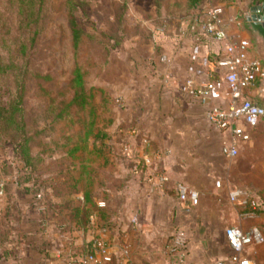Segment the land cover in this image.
Returning a JSON list of instances; mask_svg holds the SVG:
<instances>
[{"label": "crops", "instance_id": "crops-1", "mask_svg": "<svg viewBox=\"0 0 264 264\" xmlns=\"http://www.w3.org/2000/svg\"><path fill=\"white\" fill-rule=\"evenodd\" d=\"M214 5L224 10L229 34L248 39L250 56L261 63L260 75L247 90L246 98L264 106V26L259 19L264 14L260 11L264 0H215ZM189 22L180 19L167 40L160 36L159 45L168 63L164 65L156 56V68L149 74L144 72L142 83L137 78L123 92L131 101L130 107L120 112V118L116 115V123L122 118L123 123L129 122L139 130H124L128 124L121 122L113 133L122 145L119 152L112 150L114 153L109 154L119 157L114 163V176L121 180L123 197L121 211L111 214L115 227L100 225L94 214L93 225L82 229L71 220L64 205L66 199H59L67 209L60 212L50 207L44 210L42 202L28 196L15 197L17 211L9 214L3 234L0 217V264H83L84 256L92 252V241L98 237L110 246L109 260L100 258L98 264H177L166 254L165 240L178 230L200 239L197 254L191 259L188 256L184 264H215L232 252L226 228L248 231L260 225L264 232V116L254 126H247L250 140L241 142L239 155L229 159L222 155L221 146L231 140V133L211 126L204 107L189 100L178 85L171 92L162 86L165 71L178 82L188 77L206 82L224 45L211 37L197 42L189 31ZM138 94H143L142 106L148 100L153 102L151 113L146 111L145 116L132 110L133 96ZM228 96L220 87L213 100L223 103ZM158 171L170 173L171 180L152 189L147 179ZM177 180L199 191L198 205L179 198ZM233 191L240 192L237 201L230 199ZM79 199H83L81 190L76 193V201ZM252 200L261 205L256 213L248 204ZM68 221L70 230L66 229ZM250 253L257 264H264V244L251 248Z\"/></svg>", "mask_w": 264, "mask_h": 264}, {"label": "rangeland", "instance_id": "rangeland-1", "mask_svg": "<svg viewBox=\"0 0 264 264\" xmlns=\"http://www.w3.org/2000/svg\"><path fill=\"white\" fill-rule=\"evenodd\" d=\"M203 4H215V0H204ZM65 6L76 9L79 36L84 39L75 55ZM18 9L16 1L0 0V17L7 26L5 40L0 36V54L3 58L9 56L8 50L15 46L12 36L22 35L18 39L34 37L28 55L29 71L24 76L22 104L26 109L28 136L32 140L31 156L36 159L29 166L31 170L25 171L26 161L17 150V140L21 136L13 140L12 131L5 129L0 122V183L4 184L5 190L4 195L0 196L2 234L10 222L9 214L17 211L13 203L15 197L25 195L35 202H42L44 210H48V207L60 212L67 210L62 206V201L76 198V179L83 165L97 172V182L91 186L93 196L106 203L110 215L113 213L115 216L121 211L123 197L121 180L114 176V163L119 157L109 154L112 150L119 152L122 145L113 133L121 122L128 124L124 130L138 129L135 125H129V122L123 123L122 118L120 123H116V115L120 118V112L130 107L128 102L131 101L123 92L137 78H141L142 83L144 72L149 74L156 68V56L166 65L162 59L163 48L159 45L162 41L160 36L167 40L176 23L184 18L189 20L196 9L191 5V0H45L36 16L33 32L29 34L18 32L21 30L22 16ZM17 54L12 56L14 62L21 58ZM3 60L9 61L10 58L0 59ZM74 62L81 67L87 92L94 96L96 126L97 129L106 130L108 137L102 138L106 145L102 144L101 139L93 145V138H84L81 134L84 126L76 121L82 113L56 118L60 112L66 114L76 109V106L67 108ZM15 91L14 85L0 80V109L7 105ZM58 93L60 97L51 106L50 95ZM133 98L135 105L132 110L135 113L138 111L141 116H145L151 111L152 101L148 100L147 104L141 105L143 94ZM98 148L105 149L107 153L102 154ZM156 155L160 154L157 152ZM18 180H28L30 188L25 190V187L18 186ZM177 182L180 180L175 184ZM59 199H62V203ZM59 216L64 220L65 216L61 213ZM112 222L113 225L115 221ZM70 226L72 224L68 221L66 229L70 230ZM179 232L168 235L164 243L165 251L174 262L184 264L185 261L180 262L168 251V245L174 242ZM181 233L190 244L188 256L191 259L198 252L196 249L200 239L184 231Z\"/></svg>", "mask_w": 264, "mask_h": 264}, {"label": "built area", "instance_id": "built-area-1", "mask_svg": "<svg viewBox=\"0 0 264 264\" xmlns=\"http://www.w3.org/2000/svg\"><path fill=\"white\" fill-rule=\"evenodd\" d=\"M189 31L195 36L197 42H202L204 37H211L224 42L214 61V68L206 82H198L196 78L188 77L183 82L170 73L163 72L162 86L171 92L178 85L181 92L189 99L199 103L206 110V117L211 126L221 132H230L231 140L225 141L221 146L222 155L233 159L239 155V144L250 140L247 126H254L259 118L264 116V106L246 98V92L253 87L260 75L261 63L250 56V42L246 38L231 36L227 31L224 10L214 4H206L202 14L189 22ZM165 63L168 59L162 56ZM220 87L228 92V100L216 103L213 95ZM134 133L135 130H134ZM138 165H136V170ZM152 189L163 187L170 182L168 172L158 171L148 177ZM179 198L192 205L200 202L198 190L189 187L180 181L175 184ZM4 184L0 183V196L4 195ZM239 191L230 193V199L237 201ZM251 212L256 213L261 205L252 200L248 202ZM137 219H134L136 221ZM225 236L231 254L215 264H257L251 257L250 249L264 244V232L260 225H255L248 231L235 226L226 228ZM168 251L180 262L188 256V242L181 231L176 234L174 242L168 245ZM110 246L106 239L99 237L92 241V252L85 255L83 264H97L102 260H109Z\"/></svg>", "mask_w": 264, "mask_h": 264}, {"label": "trees", "instance_id": "trees-1", "mask_svg": "<svg viewBox=\"0 0 264 264\" xmlns=\"http://www.w3.org/2000/svg\"><path fill=\"white\" fill-rule=\"evenodd\" d=\"M19 4L18 13L21 14V22L20 28L18 32L21 34H29L33 32V25L36 21V16L40 13L45 0H14ZM204 0H191V5L196 9L195 13L190 17V22L192 23L195 18L200 16L203 11ZM66 7V16H67V27L72 32L73 41V54H76V49L81 45L83 38L80 39V26L76 21V9L73 6H65ZM6 23L2 22V16L0 17V36L3 40H5V34L7 33ZM20 36H12V42L15 43L14 48H10L8 50V57H2L0 54V59H9V61L3 60L0 61V80L7 81L9 85H14L16 87L15 94L12 95L7 103V105L0 109V122L2 123L5 129L12 131L13 137L15 140L16 136L20 135L21 137L17 140V150L22 156V158L26 161L25 171L29 172L31 169L29 166L33 164L36 158L31 156V136H28V120L26 116V109L24 108L23 94L25 91V82L24 76L27 75L29 69L27 67L29 61V53L32 49L34 43V37H29L27 39L21 38ZM22 39H24L22 41ZM80 39V42H79ZM18 40V42H16ZM80 43V44H79ZM21 58L18 59V62H14V54ZM69 102L68 107L76 106V109L71 113H58L56 118L68 115L72 117L73 114L82 113V116H78L77 122L83 124L84 129H82L81 134L84 135V138H93L94 144L97 140L102 138H107L108 134L104 129H97V116L95 112V101L93 100L94 96L87 92L85 88L84 78L82 74L81 67L76 65L74 62V68L72 70V78L69 84ZM44 88V87H43ZM45 89V88H44ZM52 98L51 106L55 103V100L60 97L59 93L50 95ZM66 111V110H64ZM88 119V120H87ZM19 141V142H18ZM98 143V142H97ZM102 144L106 145V142L103 140ZM98 150H101L98 148ZM91 151V150H90ZM102 154H106L107 152L101 150ZM30 169V170H29ZM96 171L94 169H88L87 165H83L80 170V176L76 182V191L81 190L83 192V199H79L76 201L75 199L67 198L65 200L64 205L69 210V215L72 221L81 226L82 229L87 230L93 225L94 214H96L97 218L100 221V225L104 227H111L112 221L109 210L107 209V204L104 202H98L96 197L93 196V192L91 191V186L96 184ZM28 180H18L17 185L20 187H25V190L30 188L28 184ZM82 184V187H81ZM24 190V191H25ZM31 190V189H30ZM23 191V192H24ZM22 192V191H21ZM25 194V192H24ZM102 203V204H101ZM98 221V222H99ZM98 264V263H97Z\"/></svg>", "mask_w": 264, "mask_h": 264}, {"label": "water", "instance_id": "water-1", "mask_svg": "<svg viewBox=\"0 0 264 264\" xmlns=\"http://www.w3.org/2000/svg\"><path fill=\"white\" fill-rule=\"evenodd\" d=\"M260 11H264V5L260 8ZM259 19L261 20L262 26H264V14L259 16Z\"/></svg>", "mask_w": 264, "mask_h": 264}]
</instances>
